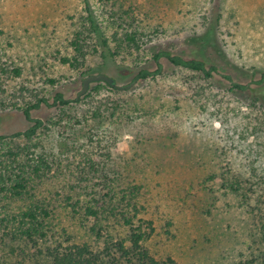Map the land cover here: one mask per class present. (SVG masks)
<instances>
[{
  "label": "rangeland",
  "instance_id": "rangeland-1",
  "mask_svg": "<svg viewBox=\"0 0 264 264\" xmlns=\"http://www.w3.org/2000/svg\"><path fill=\"white\" fill-rule=\"evenodd\" d=\"M132 33L139 50L116 48ZM158 49L205 58L240 82L259 79L264 0H0V264L11 263L10 248L34 250L14 235L34 204L50 211L52 243L95 247L83 210L99 195L117 211L135 205L134 222L152 221L145 246L158 259L238 264L259 254L264 83L237 93L223 75L203 78L163 58L161 73L134 79L156 67ZM99 72L132 85L94 81L76 99L83 78ZM57 93L67 104L53 103ZM40 98L51 105L33 107ZM27 107L43 121L29 141L13 136L31 125ZM17 168L25 189L10 197L1 186ZM103 221L114 237L127 232Z\"/></svg>",
  "mask_w": 264,
  "mask_h": 264
},
{
  "label": "trees",
  "instance_id": "trees-1",
  "mask_svg": "<svg viewBox=\"0 0 264 264\" xmlns=\"http://www.w3.org/2000/svg\"><path fill=\"white\" fill-rule=\"evenodd\" d=\"M90 19L93 28H96L93 19ZM139 41V36L136 33L126 34L117 44L116 48H121L125 44L126 47L139 50L141 47ZM102 47L105 50V54L103 55H113L111 47L107 45L106 38H102ZM76 49L78 50V48ZM161 58L166 59L173 66H179L197 72L203 78L208 79L214 75H223L222 77L229 83L228 88L237 93L252 91L254 90L253 84L260 85L264 83V72H261L259 79L254 80V78H251L250 82H240L235 80L230 74H222L223 72L218 68L217 64L210 63L205 58L197 56L187 58L179 54H173L167 49H158L153 52L152 59L156 67L153 70L146 67L139 68L134 79H146L161 73ZM62 61L72 64V61L67 58H63ZM104 83L112 87L107 82ZM258 92L261 93L262 90L259 89ZM53 101V103L57 104H67L68 102L60 93L54 96ZM255 101L252 102L255 103ZM40 103L51 105L47 99L40 98L33 107L39 106ZM24 115L31 122V125L23 131L14 133L13 136H20L29 141L36 131L42 127L43 121L40 118L31 116L30 107L24 110ZM259 128L260 126L252 127L253 130ZM2 137L0 135V138ZM21 150L22 148H18L17 152L12 153V155L15 157L20 155ZM251 176L253 175H249L248 177ZM7 179V181L3 182L1 191L8 193L10 197L20 196L25 189L22 170L17 168L16 172L11 173ZM254 183L252 181L249 182L250 185H254ZM112 199L100 198L99 195V199H92L91 204H87L83 210V215L93 221L86 227L89 234L97 241L96 248L88 242L68 243V240H65V244L61 242L52 243L50 241L51 230L48 229L46 222V219L50 216V211L47 207L42 204H34L23 210L18 214V226L14 235L21 239L24 246L28 247L30 244L35 248L29 254L24 247L23 249L22 247L10 248L8 251V255L12 258L10 264H178L170 256L164 259H158L145 246L146 240L154 231L151 220L138 219L137 222H134L133 218L137 212L136 206H130L128 208L129 213H125L122 208L117 211L118 205L114 201L112 202ZM70 205L72 211L75 212V207L72 204ZM109 218L116 220L118 226L127 228V232L117 237L112 236L106 228V222L103 221ZM259 234V242L261 243L259 254H252L248 260L239 262L238 264H264V224L261 225ZM68 236L70 237V235Z\"/></svg>",
  "mask_w": 264,
  "mask_h": 264
},
{
  "label": "water",
  "instance_id": "water-1",
  "mask_svg": "<svg viewBox=\"0 0 264 264\" xmlns=\"http://www.w3.org/2000/svg\"><path fill=\"white\" fill-rule=\"evenodd\" d=\"M94 81H103V82H107L110 86L116 88V89H126L128 87H130L132 85V83L126 84V85H118L116 84V82L114 81L113 78H111L109 75L103 73V72H99V73H93V74H89L86 77L83 78L82 80V84H81V89L79 90V92L76 95V99L79 98L82 94L85 93V91L87 90L89 84L91 82Z\"/></svg>",
  "mask_w": 264,
  "mask_h": 264
}]
</instances>
